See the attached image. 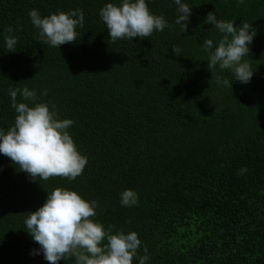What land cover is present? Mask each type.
<instances>
[{"label":"trees","instance_id":"16d2710c","mask_svg":"<svg viewBox=\"0 0 264 264\" xmlns=\"http://www.w3.org/2000/svg\"><path fill=\"white\" fill-rule=\"evenodd\" d=\"M107 2L119 0H0V128L16 115L9 89H34L74 121L68 131L88 159L75 180H33L0 154V264H50L30 254L39 245L24 220L56 187L96 200L90 219L106 229L137 232L147 264H264V0H185L191 13L181 33L171 0H147L168 26L115 42L99 16ZM33 8L42 16L82 9L77 39L58 48L38 41ZM210 11L255 29L247 84L208 68L203 41L222 36L205 22ZM9 25L19 29L15 51L4 44ZM125 189L138 194L135 206L121 205Z\"/></svg>","mask_w":264,"mask_h":264},{"label":"clouds","instance_id":"9594fccd","mask_svg":"<svg viewBox=\"0 0 264 264\" xmlns=\"http://www.w3.org/2000/svg\"><path fill=\"white\" fill-rule=\"evenodd\" d=\"M176 5L175 24L179 31L185 32L191 13V6L185 0H171ZM244 4L245 0H236ZM32 26L37 30V40L58 48L64 43L77 39V28L83 27L82 9H70L42 16L38 9L29 10ZM100 19L106 26L112 42L133 37H150L154 32L163 31L168 26L163 15L152 13L147 0H119L107 2L99 10ZM205 22L222 34L218 42L205 39L203 51L208 53V68L211 72L228 70L232 79L247 84L253 75V68L245 59L255 29L250 23L235 25L233 21L218 19L208 12ZM9 25L4 29V44L7 51L17 49L18 37ZM175 53L178 48H172ZM230 78L215 76L218 86L231 89ZM18 94L21 100H17ZM11 107L16 115L13 124L6 130L0 128V154L25 172L29 178L48 180L53 176L75 180L82 174L88 159L78 151L68 129L74 121L59 118L53 106L38 99L37 92L28 87L9 89ZM43 90L40 96H46ZM247 167H241L238 174L243 175ZM122 206L131 207L138 203V194L133 189L120 193ZM96 200H85L77 191L56 187L47 192L43 204L35 211L28 212L24 220L25 230L39 245L30 254H41L50 264L61 259H73V264H147L148 250L143 246L144 255L139 254L142 242L137 232L113 231L105 228L99 221L90 219L97 215ZM106 241V243H105Z\"/></svg>","mask_w":264,"mask_h":264}]
</instances>
